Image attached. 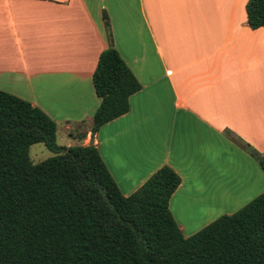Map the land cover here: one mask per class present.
Wrapping results in <instances>:
<instances>
[{
    "label": "crops",
    "instance_id": "obj_1",
    "mask_svg": "<svg viewBox=\"0 0 264 264\" xmlns=\"http://www.w3.org/2000/svg\"><path fill=\"white\" fill-rule=\"evenodd\" d=\"M246 1L0 0V89L50 116L58 144H95L124 195L170 166L180 183L168 207L190 235L264 188L225 132L264 152V29L249 27ZM103 13L141 87L92 133Z\"/></svg>",
    "mask_w": 264,
    "mask_h": 264
},
{
    "label": "trees",
    "instance_id": "obj_2",
    "mask_svg": "<svg viewBox=\"0 0 264 264\" xmlns=\"http://www.w3.org/2000/svg\"><path fill=\"white\" fill-rule=\"evenodd\" d=\"M245 12L249 27L264 29V0H247ZM103 19L110 43L91 75L92 133L127 112L141 87ZM225 132L264 174V152ZM35 142L53 154L33 163ZM179 183L164 164L122 194L95 144H58L50 116L0 89V264H264V191L185 236L168 207Z\"/></svg>",
    "mask_w": 264,
    "mask_h": 264
},
{
    "label": "rangeland",
    "instance_id": "obj_3",
    "mask_svg": "<svg viewBox=\"0 0 264 264\" xmlns=\"http://www.w3.org/2000/svg\"><path fill=\"white\" fill-rule=\"evenodd\" d=\"M29 157H30V160L35 163V162H38L40 160H43L49 156H51L53 154L52 151H50L42 142H35V143H32L29 147ZM262 191H264V188L261 189L259 192H257L256 194L252 195L251 198H253L255 195L261 193ZM250 198V199H251ZM250 199L246 200V201H243V202H239L238 205H236L235 207H229V208H224V209H228L227 212H223L224 210H219L221 211L220 213H215L214 212L211 214L212 215V220L214 218H216L217 216L221 215V214H228V213H232L234 211H236L238 208H240L242 205H244L246 202H248Z\"/></svg>",
    "mask_w": 264,
    "mask_h": 264
}]
</instances>
